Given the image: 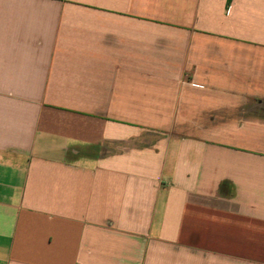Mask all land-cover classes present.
<instances>
[{
  "label": "crops",
  "instance_id": "crops-1",
  "mask_svg": "<svg viewBox=\"0 0 264 264\" xmlns=\"http://www.w3.org/2000/svg\"><path fill=\"white\" fill-rule=\"evenodd\" d=\"M0 264H264V0H0Z\"/></svg>",
  "mask_w": 264,
  "mask_h": 264
}]
</instances>
